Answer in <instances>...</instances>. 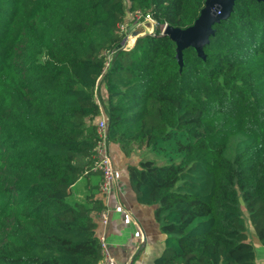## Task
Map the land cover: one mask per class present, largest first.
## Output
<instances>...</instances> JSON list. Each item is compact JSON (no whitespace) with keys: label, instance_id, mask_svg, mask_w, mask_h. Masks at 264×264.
I'll return each mask as SVG.
<instances>
[{"label":"trees","instance_id":"obj_1","mask_svg":"<svg viewBox=\"0 0 264 264\" xmlns=\"http://www.w3.org/2000/svg\"><path fill=\"white\" fill-rule=\"evenodd\" d=\"M205 1L0 0V264L103 260L97 87L109 142L167 160L127 168L165 235L154 264H256L244 212L264 246V1L236 0L182 66L160 28L117 48L135 12L186 29Z\"/></svg>","mask_w":264,"mask_h":264},{"label":"crops","instance_id":"obj_2","mask_svg":"<svg viewBox=\"0 0 264 264\" xmlns=\"http://www.w3.org/2000/svg\"><path fill=\"white\" fill-rule=\"evenodd\" d=\"M103 96L102 105L106 98L104 88L100 90ZM110 154L115 168L121 173L115 194L101 198L107 209V223L100 216L95 218L97 235L104 236L108 251L116 264H154L164 250L165 235L154 217V206L141 205L136 200V194L129 182L128 166L137 165L141 157L137 154L125 155L116 143H110ZM91 184H101V174L88 179ZM90 184V185H91ZM119 203L133 219L131 225H126L122 214L113 212V207ZM139 230L141 238H135ZM256 264H264V246L256 241Z\"/></svg>","mask_w":264,"mask_h":264},{"label":"built area","instance_id":"obj_3","mask_svg":"<svg viewBox=\"0 0 264 264\" xmlns=\"http://www.w3.org/2000/svg\"><path fill=\"white\" fill-rule=\"evenodd\" d=\"M161 26L162 25H160L155 19L154 12H149L146 14H143L139 11L135 12L134 14L131 15L129 21H126L125 23L120 25V32L126 34V38L123 40L122 50H127L131 47L133 41L131 43L130 38L133 36L132 34L136 30H141V29L148 30L151 33L145 35H150V34H154L155 30L157 28H160ZM166 26L167 24L163 25L162 29L160 28L161 34H163ZM111 55L112 53L108 54V57H110ZM96 98H97V94H96ZM97 101L100 105L101 113L99 119L97 120V134L99 139L94 149V153H95L94 157L96 159V166L94 167V170H98L102 174L100 192L104 197H108L116 193L117 184L120 179L121 173L115 168L110 154V149H109L110 142L108 139V118L104 111V107L103 105H101L98 98ZM112 210L116 214L123 215V221L126 225H131L133 223V219L130 216V214H128L119 203L114 205ZM109 211L110 209L105 208V210H103L99 214L104 224L107 223V216ZM134 236L135 238L140 239L141 232L137 230L134 233ZM99 241L101 244V249L103 254V260L101 261L100 264H116L108 251V246L105 237L99 236Z\"/></svg>","mask_w":264,"mask_h":264},{"label":"water","instance_id":"obj_4","mask_svg":"<svg viewBox=\"0 0 264 264\" xmlns=\"http://www.w3.org/2000/svg\"><path fill=\"white\" fill-rule=\"evenodd\" d=\"M235 2L236 0H206L198 18L190 27L186 29L170 25L165 27L162 35L168 36L176 44V58L180 66L183 64L182 52L187 48H194L200 57H204L203 49L214 35V25L230 16ZM138 38L133 41L131 47ZM117 48L122 50L123 42Z\"/></svg>","mask_w":264,"mask_h":264},{"label":"rangeland","instance_id":"obj_5","mask_svg":"<svg viewBox=\"0 0 264 264\" xmlns=\"http://www.w3.org/2000/svg\"><path fill=\"white\" fill-rule=\"evenodd\" d=\"M160 28L162 29L163 25ZM148 33H151V32L148 31V30H144V29L136 30L132 34L133 36L130 38L131 43H132V41H134L137 38V36L141 37V36H144L145 34H148ZM95 93L97 94V98H98L99 102L102 105L103 96H102V94L100 92V87H97ZM139 156L140 157H146V158H149L151 160H154L159 165L167 164V160L164 157L158 156V155H156L154 153H151V152H145L142 155L139 154ZM243 210H245L244 206H243ZM244 220H245V226H246V233H247V236H248V242L255 247L256 246V241H258V239H257V237H256V235L254 233V228H253V226L251 225V223L249 221V217H248L247 212H244Z\"/></svg>","mask_w":264,"mask_h":264}]
</instances>
